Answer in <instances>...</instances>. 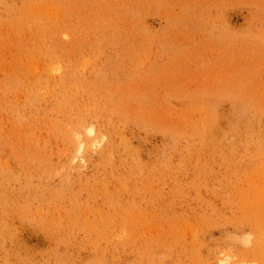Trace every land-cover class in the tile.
I'll list each match as a JSON object with an SVG mask.
<instances>
[{"label":"rangeland","instance_id":"374dc122","mask_svg":"<svg viewBox=\"0 0 264 264\" xmlns=\"http://www.w3.org/2000/svg\"><path fill=\"white\" fill-rule=\"evenodd\" d=\"M220 263L264 264V0H0V264Z\"/></svg>","mask_w":264,"mask_h":264},{"label":"bare ground","instance_id":"6f19581e","mask_svg":"<svg viewBox=\"0 0 264 264\" xmlns=\"http://www.w3.org/2000/svg\"><path fill=\"white\" fill-rule=\"evenodd\" d=\"M219 263V262H218ZM220 264H222V263H220Z\"/></svg>","mask_w":264,"mask_h":264}]
</instances>
